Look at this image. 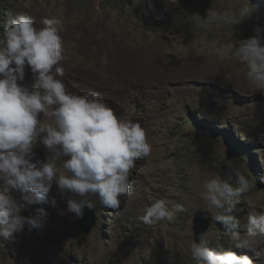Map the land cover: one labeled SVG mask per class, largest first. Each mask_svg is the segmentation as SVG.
<instances>
[{
	"label": "rangeland",
	"instance_id": "rangeland-1",
	"mask_svg": "<svg viewBox=\"0 0 264 264\" xmlns=\"http://www.w3.org/2000/svg\"><path fill=\"white\" fill-rule=\"evenodd\" d=\"M248 1L0 0V36L4 23L16 15L31 16L37 29L44 27L45 18L57 19L63 41L57 66L64 69L58 78L71 93H101L118 117L145 129L151 145L150 155L131 170L134 192L120 198L119 209L103 207L98 197H91L94 225L88 234L76 226L54 185L49 201L55 197V206L44 202L21 213L43 207L45 226L0 237V264H197L190 250L198 242L192 225L196 215L205 213L211 217L204 234L211 248L264 264V252H256L264 248V238L250 250L234 247L229 235H244L248 214L264 212V89L248 80L236 49L257 26L264 27V0H253L252 6ZM245 4L250 15L237 25L210 24L205 30L193 20V14L206 18L209 9L235 12ZM25 73L23 84L31 88L27 66ZM38 118L52 123L42 113ZM227 130L235 142L217 139L219 131ZM238 143L248 147L250 157L229 149ZM46 151L37 143L35 159H46ZM53 163L59 174L69 175L63 158ZM236 173L252 187L231 212L239 221L233 228L216 221L228 213L206 206L203 185L217 174L227 178ZM156 200L170 209L182 204L185 210L146 225L140 217ZM100 214L102 223L96 220Z\"/></svg>",
	"mask_w": 264,
	"mask_h": 264
},
{
	"label": "clouds",
	"instance_id": "clouds-1",
	"mask_svg": "<svg viewBox=\"0 0 264 264\" xmlns=\"http://www.w3.org/2000/svg\"><path fill=\"white\" fill-rule=\"evenodd\" d=\"M247 3L252 6L253 0ZM250 11L245 4L235 12L209 9L206 18L192 16L207 30L210 24L237 25ZM43 24L37 29L31 16L16 15L4 23L0 36V237L4 239L22 233L26 227L31 231L45 226L47 212L43 207H36L30 215L21 213L44 202L55 206V197L49 201L54 185L61 199H66L67 212L76 218H82L85 209H94L93 196L101 206L119 209L120 198L133 195L130 173L136 161L151 153L145 129L118 117L101 93L87 90L74 94L67 90L58 78L64 75L63 67L57 66L63 59L59 21L45 18ZM236 49L247 66L248 80L264 89V27L257 26L254 35L240 41ZM26 66L32 73L31 88L23 84ZM41 113L52 123L39 119ZM37 143L47 150L44 160L35 159ZM61 158L69 175L59 174L53 163ZM203 187L206 206L228 213L217 215L216 221L238 227L239 221L231 212L239 197L252 187L249 179L240 173L227 178L217 174ZM13 191L20 194L19 199L11 194ZM184 210L182 204L170 209L164 200H156L140 219L154 225ZM229 235L234 247L254 250L253 243L264 238V212L248 214L244 235L236 231ZM190 250L197 264H253L247 255L211 248L203 234ZM256 252L260 255L264 248Z\"/></svg>",
	"mask_w": 264,
	"mask_h": 264
},
{
	"label": "water",
	"instance_id": "water-1",
	"mask_svg": "<svg viewBox=\"0 0 264 264\" xmlns=\"http://www.w3.org/2000/svg\"><path fill=\"white\" fill-rule=\"evenodd\" d=\"M85 210L82 218H76L75 224L82 231V233L86 235L90 232L91 228L94 225V216H93V209L92 210L87 209L86 211L87 213L89 211L91 215L90 217H88ZM205 215L208 216L207 219L203 218ZM209 225H210V215L208 213L198 214L194 217L192 230L195 236V241H199V236L201 234L204 235L206 233Z\"/></svg>",
	"mask_w": 264,
	"mask_h": 264
},
{
	"label": "trees",
	"instance_id": "trees-1",
	"mask_svg": "<svg viewBox=\"0 0 264 264\" xmlns=\"http://www.w3.org/2000/svg\"><path fill=\"white\" fill-rule=\"evenodd\" d=\"M189 117H187L186 118V121L188 120L189 121ZM191 120V119H190ZM208 129H211V127L210 128H208ZM219 132H222L221 134H219V136H221L220 138H217L218 140L219 139H221V141L223 140V141H226V142H228V140H230V138H234V137H230L231 135H229V133H228V130L227 131H219ZM223 132H225V133H223ZM232 142H235V138L234 139H232ZM246 148H248L246 145H242V144H240V143H238V145H236V146H234L233 147V144H232V146L230 145L229 146V149H231V150H233V151H237V152H239V154H241V156L243 157V158H247V156L248 157H250V150H248V149H246ZM251 164V163H250ZM252 165H250V167H251ZM258 180V178L255 176V178H251V182L252 183H254L253 181H257ZM105 219V217L102 215V214H100V215H97L96 216V220L97 221H99L100 223H102V221Z\"/></svg>",
	"mask_w": 264,
	"mask_h": 264
}]
</instances>
